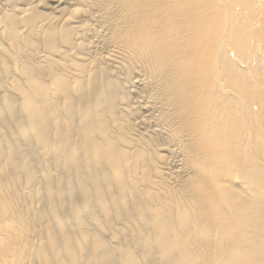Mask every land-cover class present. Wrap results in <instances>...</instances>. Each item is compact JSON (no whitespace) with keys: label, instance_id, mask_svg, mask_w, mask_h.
<instances>
[{"label":"bare ground","instance_id":"6f19581e","mask_svg":"<svg viewBox=\"0 0 264 264\" xmlns=\"http://www.w3.org/2000/svg\"><path fill=\"white\" fill-rule=\"evenodd\" d=\"M0 264H264V0H0Z\"/></svg>","mask_w":264,"mask_h":264}]
</instances>
